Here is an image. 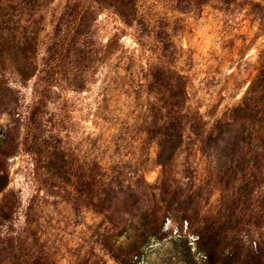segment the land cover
Returning a JSON list of instances; mask_svg holds the SVG:
<instances>
[{
  "label": "rangeland",
  "instance_id": "374dc122",
  "mask_svg": "<svg viewBox=\"0 0 264 264\" xmlns=\"http://www.w3.org/2000/svg\"><path fill=\"white\" fill-rule=\"evenodd\" d=\"M114 3L0 0V86L11 100L0 103V173L8 177L0 264H116L102 235L119 227L89 196L98 173L106 182L120 173L127 207L140 199L165 214L162 240L139 264L191 263L194 211L210 217L222 203L199 133L234 114L264 125V0ZM173 109L186 131L165 195L154 187L162 166L151 127ZM52 158L59 176L49 171ZM141 176L152 187L140 198ZM199 187L201 199L190 201ZM122 231L117 244L126 242Z\"/></svg>",
  "mask_w": 264,
  "mask_h": 264
},
{
  "label": "trees",
  "instance_id": "16d2710c",
  "mask_svg": "<svg viewBox=\"0 0 264 264\" xmlns=\"http://www.w3.org/2000/svg\"><path fill=\"white\" fill-rule=\"evenodd\" d=\"M113 1L116 6L120 3V0ZM117 11L125 18L122 11ZM86 30L80 34H85ZM25 36L24 43L34 48V39L31 35ZM76 50L78 61L83 62L87 56L85 48ZM0 92V103L9 106L11 100H6V90L3 91L0 86ZM239 109L236 108V112ZM243 111L252 112L253 108L246 106ZM181 112L180 105L175 116ZM173 113L174 109L167 113L164 120L155 121L151 127L152 138L159 145L156 160L162 166L160 182L154 187L165 195L173 181L172 168L186 131L184 126L174 123ZM261 124L252 121V117H246L244 122L238 121L234 114L230 121H219L208 131L199 133L204 135L207 151L213 156L222 203L210 217H200L199 212L194 211L197 240L189 264H264V125ZM16 130L14 128V133H9L10 144L15 140ZM57 168L58 160L52 158L49 171L59 176ZM184 177L191 178V173L185 171ZM7 178V174L0 173V193L6 189ZM120 178V173H115L106 182L102 174H96V187L89 196L96 202L98 213H104L113 226L119 227L113 235H102L105 250L116 264H139L140 257L153 242L162 240L165 214L158 216L157 211L150 212V207L143 205L140 199L127 207ZM138 182V197L141 198L152 186L142 176ZM184 189L187 192L192 189L191 183H187ZM203 190L197 188L188 195L189 200H200ZM153 195L151 193V197ZM3 206H0V213ZM183 217L191 219L189 215ZM4 218L8 219L9 215ZM124 229L129 231L126 242L117 244Z\"/></svg>",
  "mask_w": 264,
  "mask_h": 264
}]
</instances>
